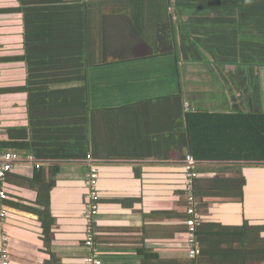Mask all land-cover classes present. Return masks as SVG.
I'll return each instance as SVG.
<instances>
[{
	"label": "crops",
	"instance_id": "1",
	"mask_svg": "<svg viewBox=\"0 0 264 264\" xmlns=\"http://www.w3.org/2000/svg\"><path fill=\"white\" fill-rule=\"evenodd\" d=\"M104 1L108 0H0L4 128L0 147L19 159L3 183L9 215L1 231L8 239L10 264H86L88 216L93 218L103 264L189 262L183 219L188 208L185 174L177 161L182 155L183 108L178 100L155 99L179 90L174 61L156 58L152 51L155 15L159 20L165 16L147 6L141 32L138 6L119 0L95 3ZM87 4L89 21L85 12L81 19ZM239 22L252 27L251 20ZM260 27L264 29V21H258ZM251 33L252 37L244 30L239 39L264 41L260 30ZM71 44L80 58L84 54L85 62L90 58L96 63L93 69L85 64L81 72L78 67L67 68ZM208 56L205 63L180 64L185 104L214 113L264 112V65L255 69L261 93L256 99L253 92H246L245 80L233 79L234 66H216ZM121 57L129 62L102 63ZM87 90L93 95L90 107L112 109L100 114L97 123L96 215L89 207V164L71 160L69 150L63 148L72 130L86 126ZM55 165H59L57 174ZM200 168L202 186L210 184V197L204 198L200 212L208 230L225 231L247 223L252 227L247 231L260 229L263 239L264 166L218 163ZM241 178L243 198L239 199ZM211 233L213 248L223 256L212 257L210 264H248L229 253V247H220L216 233ZM236 238L224 235L222 240Z\"/></svg>",
	"mask_w": 264,
	"mask_h": 264
},
{
	"label": "trees",
	"instance_id": "2",
	"mask_svg": "<svg viewBox=\"0 0 264 264\" xmlns=\"http://www.w3.org/2000/svg\"><path fill=\"white\" fill-rule=\"evenodd\" d=\"M111 2L108 0L95 3L110 4ZM113 2L115 1L113 0ZM119 3H132L139 7L137 21L138 30L141 32L143 31L140 26L143 23L144 15L147 13V6L157 11L155 14H158V9H160L161 16H165L159 20L155 15L157 22L155 26L156 39L152 44V51L156 58L161 57L174 61L173 69L176 71V82L179 83V90L177 94L163 95L155 99L181 102L183 109L179 123L182 126V133L179 141L181 142L182 155L177 157V161L184 166L187 156H192L198 163L197 172L199 174L203 171L200 168L202 164L244 163L264 166V112L245 113L237 109L228 113H214L195 107L186 110L184 80L180 69L181 63H205V55H209L208 57L213 58L216 66H234L236 71L232 76L233 79L245 80L246 92H253V95L258 99L261 93L255 69L260 64L264 65V51L262 49L256 50V47H262L264 50V41L258 43L250 38L242 40L239 39V35L245 30L251 36V31L256 29L261 31L258 35L264 33L262 27H260L261 29L258 28V21H264V0H119ZM86 8L81 10V19H83L85 12L86 21H89L91 6L87 4ZM242 18L251 20L250 25L252 27L239 22ZM88 40L89 36H87V43H85L87 54L90 51ZM75 46L78 47V45ZM74 49V44H71L67 68L73 70L78 67L79 72H81L86 65L88 70L93 69L96 63L91 62L90 58L85 62L84 54L81 52L83 58H80L79 51L76 52ZM122 62H129V60L121 57L113 60L105 58L102 61L103 64ZM99 65H102L101 62ZM92 96V92L87 90L86 126L81 125L80 128L76 127L72 130L70 141L68 144H63V148L69 150L68 155L71 160L87 161V157L91 156L95 162L100 161L95 145L98 136L97 123L100 114L102 115L112 109L90 107ZM29 150L35 157L33 150ZM116 159L122 158L113 157L108 160ZM53 168L57 174L59 165H55ZM214 181L216 182V180ZM202 182L203 179L199 176L195 180L193 188V195L198 201V213L202 211L204 198L210 197V184L205 187L202 186ZM243 186L244 180L241 178L240 191L237 194L239 199L243 198ZM217 191L220 195L224 194L222 190ZM184 195L186 198L187 192L185 190ZM223 196L233 197L229 194ZM44 215L48 216L49 212H45ZM183 217L185 222L191 218L187 212L184 213ZM209 227L210 225L201 223L196 228L195 234L200 244L201 254L197 259H188L189 262H184V264H210L212 257L214 259L223 256L217 248H213L210 242L211 236L209 237L212 235L211 232L216 233L215 238H218L217 243L220 247L227 246L230 249L229 253L239 255L238 260H247L248 264L252 261H257L259 264L264 263V238L260 237V229L247 231L252 228L247 223L244 227L226 228L225 231L222 230L225 227L220 229L222 231H210L208 230ZM184 231L185 233L189 231L186 225ZM233 234L237 236L236 240H222L224 235L231 236Z\"/></svg>",
	"mask_w": 264,
	"mask_h": 264
},
{
	"label": "built area",
	"instance_id": "3",
	"mask_svg": "<svg viewBox=\"0 0 264 264\" xmlns=\"http://www.w3.org/2000/svg\"><path fill=\"white\" fill-rule=\"evenodd\" d=\"M2 77V70L0 66V83ZM1 95V94H0ZM189 105H186V110H189ZM4 132V128L0 121V143L1 135ZM19 161L18 156L11 151H3L0 147V264H10L9 254L7 250L8 239L1 231L4 221L7 219L9 213L6 207V201L8 200V194L3 187V183L15 165ZM87 163L89 164V175L87 185L89 188L88 199L90 201V211L92 215H96L98 212V202L100 201V194L98 190L99 183V163L95 162L91 156L87 157ZM198 163L192 156H187L185 165L183 166L185 174V191L187 192L188 208L187 213L191 217L185 222L188 227V250L187 256L191 260L197 259L201 254L200 244L196 238V228L202 223V216L198 213V201L193 195V188L195 180L200 176L197 172ZM39 169L40 166L38 165ZM93 218L88 216L89 229L87 232L86 240L84 241V247L87 250V256L84 261L86 264H103L100 257V249L95 242V234L92 229Z\"/></svg>",
	"mask_w": 264,
	"mask_h": 264
},
{
	"label": "rangeland",
	"instance_id": "4",
	"mask_svg": "<svg viewBox=\"0 0 264 264\" xmlns=\"http://www.w3.org/2000/svg\"><path fill=\"white\" fill-rule=\"evenodd\" d=\"M205 99H208L207 97Z\"/></svg>",
	"mask_w": 264,
	"mask_h": 264
}]
</instances>
